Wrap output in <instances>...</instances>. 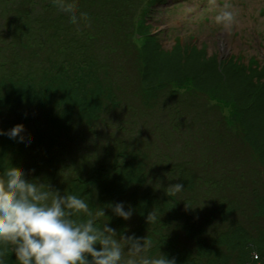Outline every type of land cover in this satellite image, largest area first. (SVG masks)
I'll return each mask as SVG.
<instances>
[{
    "label": "trees",
    "instance_id": "obj_1",
    "mask_svg": "<svg viewBox=\"0 0 264 264\" xmlns=\"http://www.w3.org/2000/svg\"><path fill=\"white\" fill-rule=\"evenodd\" d=\"M136 2L139 1L0 0V128L7 129L21 122L23 130H31L30 134H24L32 141L25 149L8 136L0 135V176L12 165L21 167L20 156L38 146L51 149L69 140L70 152L74 151L73 144L82 142L83 127L94 128L97 122L107 125L104 117L111 111L134 108V96L141 101L143 110L159 108L156 104L160 99H165L167 110L171 109L172 96L177 95L181 84L180 71L175 67L166 74L162 66L168 54L160 44H150L147 38L150 33L137 37L136 31L142 24L136 22V14L133 16ZM110 40L116 42V47H111ZM248 73L244 71L245 77H241L246 83L250 82ZM202 83L196 91L210 95V88ZM263 86L252 85L249 94L253 96L247 99V105L241 106V99L231 97L228 116L233 123L229 124L222 114L218 120L226 122L216 128L219 132L215 136L223 139L227 135L229 139L234 132L240 144L246 140L264 149ZM179 111L175 112L179 114ZM30 123L33 125L29 126ZM125 124L117 129L125 132ZM203 131L204 137L207 130ZM213 134L207 135L211 140H218ZM143 138L150 140L147 135ZM135 141L119 140L120 145L112 148L108 162L83 169H64L68 171L67 177L59 166L51 167L52 171L58 170L52 172L54 182L61 190L83 196L93 212L105 208L98 226L108 222L117 228L118 236L129 231L143 236L150 243L147 249L150 256L163 252L175 259L174 264H245L250 257L255 261L251 259L248 264H264V225L255 227L256 232L252 233L250 227L256 226L253 223L231 224L238 209L234 200L240 193H247L251 188L252 193L248 195L253 200L258 197V205L264 203V180L256 184L249 177L240 161L241 154L234 149L235 144H221L222 156L210 144L207 151L191 149L196 154L194 160L184 159L183 164L171 165L180 171L178 176L184 185L181 189L192 196L207 188L212 190L213 206L202 216L195 211L196 199H181L175 187L165 185L167 182L157 189L145 186L151 178V156ZM246 150L249 152V148ZM218 156L225 176L231 175L224 183L229 192L221 188V180H211L205 172L210 174L211 167L217 168ZM22 159L29 160V157ZM239 169L244 174L240 175ZM44 177L40 179L47 184ZM231 192L237 194L230 195ZM116 199L132 207L133 214L127 220L112 214L107 207L109 201ZM261 209L259 214L264 220ZM238 211L240 215L243 209ZM196 214L203 222L194 218ZM82 218L86 217H78ZM213 218L228 225V230L210 236L205 224ZM180 236L195 242L182 246ZM0 256L5 264H19L10 243L0 242Z\"/></svg>",
    "mask_w": 264,
    "mask_h": 264
},
{
    "label": "rangeland",
    "instance_id": "obj_2",
    "mask_svg": "<svg viewBox=\"0 0 264 264\" xmlns=\"http://www.w3.org/2000/svg\"><path fill=\"white\" fill-rule=\"evenodd\" d=\"M137 1L139 2L135 3L133 16L136 14V22L141 21L142 24V27L136 31L137 37L138 34L150 33V36L147 37L150 44H160L168 54L163 58V66L161 65L166 74L174 70L175 67L180 71V74L178 71L177 73L181 84L178 86L177 95L172 96L171 100L174 103L171 105V109L167 110L165 99H160V103L156 104L159 108H144L143 110L141 101L134 96L133 109L126 108L121 111L118 108L116 111H108L110 113L104 117V121L108 122L107 125L106 122H97L94 128L83 127L85 132H82L80 138L82 142L79 141L76 146L73 144L74 151L70 152L72 147L68 144L69 140L61 142L59 145L55 144L51 149L38 146V148L21 154V167L26 170L34 169L27 174L29 176H45L44 181L57 187L58 184L54 182L56 178L52 172L58 170L52 171L51 167L59 166L61 172L67 177L66 175L69 176V174L68 171H65L66 169L72 167L75 170L83 169V167H90L103 161L108 162L111 158L112 148L120 145L119 140L127 139V142H131L136 139L135 142H139V145L142 144L151 156L149 160L152 166L151 178L147 184L145 183V186L157 189L165 182H167L165 183L167 187H174L175 182H181V177L178 176L181 175L180 171L172 166L183 164L184 159L194 160L196 154H192L191 149L195 152L207 151V145L210 144L220 152L219 156H222L223 152L219 151V148L221 144L225 143L224 146L235 144L234 149L242 156L240 161L246 167L245 172L250 174V178L255 179L256 184L264 180L263 148L258 149L253 142L246 140H241L240 144L234 132L230 131L227 126V132H232L229 139H227V135V138L223 137V139L215 136L219 132L217 129L226 122L225 120V122H219L218 119L222 114L226 116L229 124L233 123L229 119L230 115L228 116L231 97L241 99V106L247 105V99L253 96L249 94L252 85H264V82H261L264 81V0ZM225 9L234 14L231 21L228 23L217 21V14ZM137 41L140 44V40ZM109 42L112 43L111 47H116L114 40ZM172 66H174L173 69ZM244 71L249 72L250 82L248 83L241 79V77H245ZM200 83L210 88V95L196 91L195 88H198ZM124 104L127 103L124 102ZM179 106L181 107L178 108ZM180 109L182 112L179 111ZM124 122H126L125 132L117 129ZM200 124L201 127H199ZM32 125L33 123L29 124V126ZM248 126L250 125L248 124ZM204 129L207 130V134L214 133L212 137L219 139L211 140L207 134L203 137ZM77 131L78 129L75 130V132ZM23 132L27 135L31 130L24 129ZM146 135L150 140L143 138ZM236 135L241 136V134ZM242 137L246 138V136ZM84 145L85 147L82 148ZM246 148H249V152ZM23 156L29 157V160L22 159ZM219 156L217 168L211 167L212 173L210 174L205 172L211 180H221V188H223L225 181L231 179V175L225 176V168L220 167L222 159ZM238 171L240 175L244 174L241 169ZM181 184L184 186L182 182ZM204 190L205 192H195L193 196L189 191L181 188L177 192L181 199L188 201L196 199L195 211L198 215L203 216L213 206L212 190L210 191V188ZM229 191L226 188V192ZM250 192L252 193V190L248 188L247 193H242V195L240 193L239 197L234 200L238 209H243V211L240 215L238 209L235 211L231 224L253 223L256 226L252 228L249 226L250 232L253 233L256 232L255 227L260 228L264 225L262 215L259 214L260 207L264 211V203L258 205L259 198L253 200L248 195ZM237 193L231 192L230 195ZM223 195L225 196V193ZM228 197L230 196L228 195ZM197 214L194 218L201 221L203 218ZM256 214L258 215L255 216ZM210 222L205 224L210 236H215L228 227L218 219L214 220L213 218ZM179 233H183L181 229H179ZM179 242L182 246H186L185 244L191 245L195 241H186L183 236H180ZM251 259L255 261L250 257V261ZM250 261L248 258L245 264Z\"/></svg>",
    "mask_w": 264,
    "mask_h": 264
},
{
    "label": "clouds",
    "instance_id": "obj_3",
    "mask_svg": "<svg viewBox=\"0 0 264 264\" xmlns=\"http://www.w3.org/2000/svg\"><path fill=\"white\" fill-rule=\"evenodd\" d=\"M233 15L225 9L216 20L228 23ZM23 128L17 122L0 128V135L27 147L32 141ZM29 171L34 169L12 165L0 176V242L12 245L19 264H174L163 252L148 255L150 243L143 236L131 231L118 236L108 222L98 226L105 208L93 212L83 196L45 184ZM174 187L183 186L177 181ZM109 202L112 214L125 220L133 214L126 201ZM81 215L86 218L78 219ZM0 264H5L2 256Z\"/></svg>",
    "mask_w": 264,
    "mask_h": 264
}]
</instances>
